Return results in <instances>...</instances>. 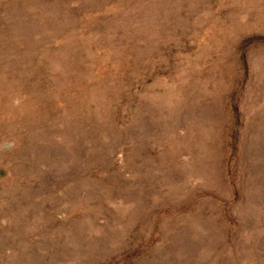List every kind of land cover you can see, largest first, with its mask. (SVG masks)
Here are the masks:
<instances>
[{
    "label": "rangeland",
    "instance_id": "374dc122",
    "mask_svg": "<svg viewBox=\"0 0 264 264\" xmlns=\"http://www.w3.org/2000/svg\"><path fill=\"white\" fill-rule=\"evenodd\" d=\"M0 264H264V0H0Z\"/></svg>",
    "mask_w": 264,
    "mask_h": 264
}]
</instances>
